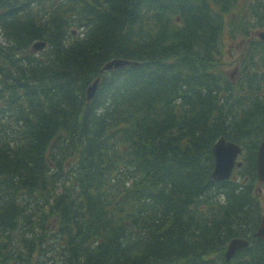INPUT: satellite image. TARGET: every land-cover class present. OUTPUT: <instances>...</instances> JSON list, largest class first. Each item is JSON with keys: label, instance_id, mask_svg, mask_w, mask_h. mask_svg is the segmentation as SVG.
Wrapping results in <instances>:
<instances>
[{"label": "trees", "instance_id": "obj_1", "mask_svg": "<svg viewBox=\"0 0 264 264\" xmlns=\"http://www.w3.org/2000/svg\"><path fill=\"white\" fill-rule=\"evenodd\" d=\"M240 13L228 0H0V264H264V44L244 46L235 80L218 56L225 36L245 37ZM35 38L47 47L32 52ZM112 56L137 64L103 72L86 103ZM220 135L244 149L228 180L209 176ZM233 236L249 244L226 261Z\"/></svg>", "mask_w": 264, "mask_h": 264}, {"label": "water", "instance_id": "obj_2", "mask_svg": "<svg viewBox=\"0 0 264 264\" xmlns=\"http://www.w3.org/2000/svg\"><path fill=\"white\" fill-rule=\"evenodd\" d=\"M43 44L44 43L42 42H37L33 44V47L40 48ZM131 63L132 62L116 58L107 62L104 65V68H117ZM96 84H97V80H95L92 83V85L88 87L87 90L88 99L91 98ZM239 150L240 148L238 147V145L231 142H226L223 138H220L215 143L212 149V153L215 159V165L212 170L211 177L215 179L227 178L230 174L231 168L233 167L234 157L239 152ZM237 164L239 165L240 163ZM256 166H257L258 178L264 181V141L261 142L258 146L257 156H256ZM255 235L264 239V216L262 217L257 227ZM245 245H246V241L242 239L239 238L231 239L225 252L226 259H228L229 256L237 248L243 247Z\"/></svg>", "mask_w": 264, "mask_h": 264}, {"label": "flooded vegetation", "instance_id": "obj_3", "mask_svg": "<svg viewBox=\"0 0 264 264\" xmlns=\"http://www.w3.org/2000/svg\"><path fill=\"white\" fill-rule=\"evenodd\" d=\"M235 5L237 0H229ZM237 8L243 10L247 23H253L264 30V0H239Z\"/></svg>", "mask_w": 264, "mask_h": 264}, {"label": "rangeland", "instance_id": "obj_4", "mask_svg": "<svg viewBox=\"0 0 264 264\" xmlns=\"http://www.w3.org/2000/svg\"><path fill=\"white\" fill-rule=\"evenodd\" d=\"M233 65V64H232ZM232 68V66H229L227 70H230Z\"/></svg>", "mask_w": 264, "mask_h": 264}]
</instances>
